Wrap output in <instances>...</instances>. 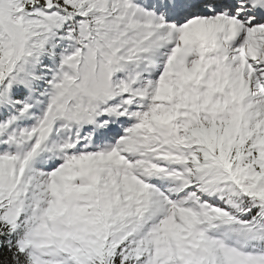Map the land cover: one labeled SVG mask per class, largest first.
Masks as SVG:
<instances>
[{
	"label": "snow or ice",
	"instance_id": "obj_1",
	"mask_svg": "<svg viewBox=\"0 0 264 264\" xmlns=\"http://www.w3.org/2000/svg\"><path fill=\"white\" fill-rule=\"evenodd\" d=\"M0 264H264V0H0Z\"/></svg>",
	"mask_w": 264,
	"mask_h": 264
}]
</instances>
